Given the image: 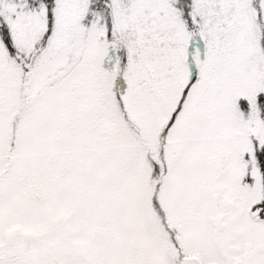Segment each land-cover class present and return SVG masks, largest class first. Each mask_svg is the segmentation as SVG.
<instances>
[{
	"label": "snow or ice",
	"instance_id": "snow-or-ice-1",
	"mask_svg": "<svg viewBox=\"0 0 264 264\" xmlns=\"http://www.w3.org/2000/svg\"><path fill=\"white\" fill-rule=\"evenodd\" d=\"M0 264H264V0H0Z\"/></svg>",
	"mask_w": 264,
	"mask_h": 264
}]
</instances>
